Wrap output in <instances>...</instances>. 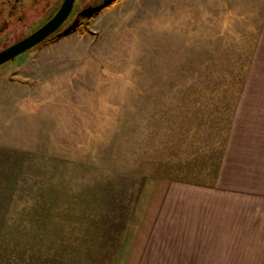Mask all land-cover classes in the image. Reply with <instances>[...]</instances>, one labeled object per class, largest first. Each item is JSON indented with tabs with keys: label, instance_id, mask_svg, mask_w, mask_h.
Returning <instances> with one entry per match:
<instances>
[{
	"label": "rangeland",
	"instance_id": "obj_1",
	"mask_svg": "<svg viewBox=\"0 0 264 264\" xmlns=\"http://www.w3.org/2000/svg\"><path fill=\"white\" fill-rule=\"evenodd\" d=\"M256 9L117 0L1 65L0 264H235L242 242L186 185H215L236 115H264Z\"/></svg>",
	"mask_w": 264,
	"mask_h": 264
},
{
	"label": "crops",
	"instance_id": "obj_2",
	"mask_svg": "<svg viewBox=\"0 0 264 264\" xmlns=\"http://www.w3.org/2000/svg\"><path fill=\"white\" fill-rule=\"evenodd\" d=\"M221 1L231 2V0ZM236 2L256 3V11H259L253 12L251 16L258 17L261 20L260 24L262 22L264 24V0H236ZM260 8H262V11ZM248 11L251 12L250 9ZM258 49H264V26L261 31ZM236 116L234 126L242 127L231 135L228 140L224 160L226 162H223L222 167H220L218 178L215 181L216 184L211 187L202 184H188L186 186L189 189L197 190L194 195L205 193L208 194V197L210 196V208L213 209L214 207L219 210L218 217L224 219L222 222L220 220V225L225 228V234L228 233L225 240L235 243L242 242L240 247L236 245L239 254L232 253L233 256L240 255L234 263L264 264V249L255 244V242L264 241V239H261L262 235L253 229L255 225L252 223L253 219L261 216V213L250 210V202L264 201V115L262 112L255 114L242 112ZM247 125H257V128H250L251 126ZM249 128L256 129L257 132L249 134ZM230 164H233V166ZM244 177L256 179H251V184L244 186L245 183L241 180ZM165 200L166 198L163 200L162 207ZM203 201H206L203 196H199V198L197 196L194 200L198 217V211L202 210ZM244 208L245 211H243ZM237 209H241L243 212L237 213ZM194 224H196V221H194ZM228 225H232L231 230ZM249 242H254V244L251 246Z\"/></svg>",
	"mask_w": 264,
	"mask_h": 264
},
{
	"label": "flooded vegetation",
	"instance_id": "obj_3",
	"mask_svg": "<svg viewBox=\"0 0 264 264\" xmlns=\"http://www.w3.org/2000/svg\"><path fill=\"white\" fill-rule=\"evenodd\" d=\"M42 1L45 4V12L48 11L50 16L45 17V20L41 19L43 22L40 24H36L35 21L30 23L32 19L29 18H31L30 15L33 12L38 11L39 19L40 12L38 7ZM57 7L58 0H0V51L39 29L56 14L58 11ZM75 11L76 9L74 8L73 13L62 28L52 36L57 35L59 32L61 33L70 26L71 22H75L78 19L77 14L75 17L73 16ZM15 33H23V35L13 38L16 35Z\"/></svg>",
	"mask_w": 264,
	"mask_h": 264
},
{
	"label": "water",
	"instance_id": "obj_4",
	"mask_svg": "<svg viewBox=\"0 0 264 264\" xmlns=\"http://www.w3.org/2000/svg\"><path fill=\"white\" fill-rule=\"evenodd\" d=\"M116 1L117 0H103L99 4L85 7L79 12L78 19L58 36L67 35L75 31L84 19L92 18L94 15L101 13ZM75 3L76 0H63L59 10L49 21L30 35L1 50L0 66L34 49L55 34L70 17L74 10Z\"/></svg>",
	"mask_w": 264,
	"mask_h": 264
},
{
	"label": "trees",
	"instance_id": "obj_5",
	"mask_svg": "<svg viewBox=\"0 0 264 264\" xmlns=\"http://www.w3.org/2000/svg\"><path fill=\"white\" fill-rule=\"evenodd\" d=\"M75 9L77 10V6H76V4H75ZM65 35H62V36H57V37H64Z\"/></svg>",
	"mask_w": 264,
	"mask_h": 264
},
{
	"label": "bare ground",
	"instance_id": "obj_6",
	"mask_svg": "<svg viewBox=\"0 0 264 264\" xmlns=\"http://www.w3.org/2000/svg\"><path fill=\"white\" fill-rule=\"evenodd\" d=\"M76 2H77V0H76ZM75 4H76V3H75ZM74 8H75V6H74ZM73 11H74V10H73ZM72 13H73V12H72ZM72 13H71V14H72ZM70 16H71V15H70ZM77 16H78V15H77ZM64 24H65V23H64ZM64 24H63V25H64ZM61 28H62V27H61ZM61 28H60V29H61ZM60 29H59V30H60ZM57 36H58V35H57ZM57 36H55V37H57Z\"/></svg>",
	"mask_w": 264,
	"mask_h": 264
}]
</instances>
